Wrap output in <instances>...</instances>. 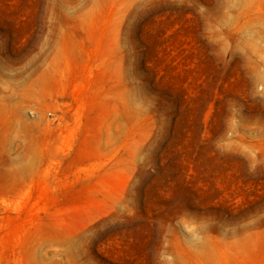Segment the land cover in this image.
Instances as JSON below:
<instances>
[{
  "label": "rangeland",
  "instance_id": "rangeland-1",
  "mask_svg": "<svg viewBox=\"0 0 264 264\" xmlns=\"http://www.w3.org/2000/svg\"><path fill=\"white\" fill-rule=\"evenodd\" d=\"M0 264H264V0H0Z\"/></svg>",
  "mask_w": 264,
  "mask_h": 264
}]
</instances>
